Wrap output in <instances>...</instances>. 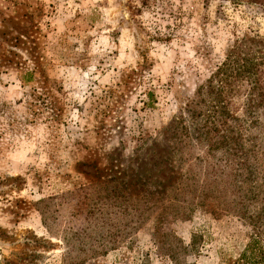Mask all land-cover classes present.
<instances>
[{"label":"rangeland","instance_id":"obj_1","mask_svg":"<svg viewBox=\"0 0 264 264\" xmlns=\"http://www.w3.org/2000/svg\"><path fill=\"white\" fill-rule=\"evenodd\" d=\"M258 2L0 0V264H175L169 241L178 264L240 256L252 227L230 214L137 224L135 157L235 36L264 35Z\"/></svg>","mask_w":264,"mask_h":264},{"label":"trees","instance_id":"obj_2","mask_svg":"<svg viewBox=\"0 0 264 264\" xmlns=\"http://www.w3.org/2000/svg\"><path fill=\"white\" fill-rule=\"evenodd\" d=\"M32 77L21 73L22 85ZM161 135L163 142L135 157V222L159 210L174 218L199 207L230 214L249 223L252 233L229 264H264V35L248 29L235 36ZM163 247L175 264L186 250L172 241Z\"/></svg>","mask_w":264,"mask_h":264}]
</instances>
